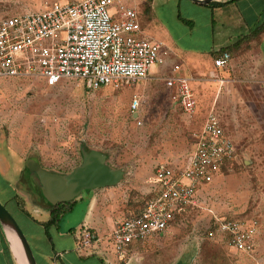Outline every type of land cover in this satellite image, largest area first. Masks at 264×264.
<instances>
[{
	"label": "rangeland",
	"instance_id": "rangeland-1",
	"mask_svg": "<svg viewBox=\"0 0 264 264\" xmlns=\"http://www.w3.org/2000/svg\"><path fill=\"white\" fill-rule=\"evenodd\" d=\"M71 1L81 0H0V19L42 13L47 3ZM146 2L140 0L141 11ZM213 8L189 0H155L153 12H141L147 20L144 37L161 43L167 64L137 85L93 92L82 81L47 87L42 79L0 80V202L22 231L25 225L13 196L27 188L26 180L18 178L12 191L6 189L2 176L7 162L28 164L35 158L44 170L67 175L82 164L84 151L105 156L106 165L122 172V178L114 186L83 190L75 199L74 212L62 222L79 221L92 204L95 226L103 235L152 198L159 185L155 175L159 165L178 168L187 164L195 135L214 111L240 150L242 164L203 185L198 191L199 206L187 209L173 228L143 244L141 254L152 264H174L179 259L178 264H264V91L244 81L221 85L209 74L198 76L204 82L195 76L199 81L192 82V88L199 108L189 117L165 87L174 65H181L186 74L189 58L210 60L200 53L223 42L226 30L217 22ZM230 33L240 35L239 31ZM135 98L142 101L136 116L131 112ZM25 174L27 180L28 176L35 179L31 197L25 198L28 208L53 207L54 193L47 195L49 188L43 189L42 178L30 170ZM216 218L256 222V252H238L220 235L211 239L208 231L215 227ZM108 248L116 254L112 244Z\"/></svg>",
	"mask_w": 264,
	"mask_h": 264
},
{
	"label": "built area",
	"instance_id": "built-area-1",
	"mask_svg": "<svg viewBox=\"0 0 264 264\" xmlns=\"http://www.w3.org/2000/svg\"><path fill=\"white\" fill-rule=\"evenodd\" d=\"M138 0H81L47 3L38 14L0 19V80L42 79L47 87L66 81H82L91 90L121 88L148 79L167 64L161 43L144 37ZM229 53L215 59L216 69L230 61ZM179 64L165 79L172 101L193 117L198 101L192 78L180 74ZM142 101L135 98V116ZM241 153L227 136L220 119L211 111L195 135L193 153L183 167L159 165V185L141 210L117 223L111 240L118 256L132 246L166 231L187 209L199 206L198 191L218 176L241 165ZM257 223L235 218H216L208 231L211 239L223 237L230 248L247 254L256 251ZM83 250H91L99 235L83 228L77 232Z\"/></svg>",
	"mask_w": 264,
	"mask_h": 264
},
{
	"label": "crops",
	"instance_id": "crops-1",
	"mask_svg": "<svg viewBox=\"0 0 264 264\" xmlns=\"http://www.w3.org/2000/svg\"><path fill=\"white\" fill-rule=\"evenodd\" d=\"M189 1L193 2L192 0ZM154 2L155 0H149V2L144 3V10L142 11L151 9L153 12ZM139 3L140 0L137 2V8L141 17L142 28H144V20L145 22L147 20L142 17ZM193 3L199 6L202 5ZM210 3L203 6L210 8L212 7ZM213 5L215 6L213 13L218 17L217 22L226 30L221 36L223 42L215 45L210 52L200 53L202 57L208 55L210 60L202 59L201 61L198 56L189 58V66H186L187 73L184 74L182 67L180 74L192 78L194 83L199 80L204 82L205 79L198 76L209 74L217 79L221 85L239 80L248 82L250 85L257 84L264 91V32L257 33V29L264 25V0H216ZM229 31H239L240 35L239 33L237 36L231 35ZM223 53H229L231 59L225 68L216 69L214 61L221 57ZM195 55H199V53ZM192 82L191 87L194 84ZM168 91L171 94V91ZM26 171H28L26 161L20 163V165L17 162H7L2 179L6 184L5 188L10 187L9 191L14 189L15 184L17 185L18 178L26 180L27 188L17 190L18 193L13 196V199L20 210L21 219L26 228L23 231L32 248L37 264H152L144 254H141V247L146 242L155 239L158 234L151 236L142 243L134 244L125 256L110 254L108 246L112 244L111 234L116 224L110 227L109 233L102 232L103 235H101L94 223L92 204H89L87 212L79 221L62 225V222L68 217L66 215L58 226L46 228L43 223L49 220L52 207L40 205L33 209L28 208L25 198L31 197L30 187L35 179L28 176L27 180ZM15 176L17 180L13 178ZM21 200L26 204L24 209L19 206ZM174 225L176 224L168 229L173 228ZM83 228L91 229L99 235L100 241L91 250H83L79 244L77 232ZM164 233L165 231L159 234ZM179 262H181V259L179 261L174 260V264ZM0 264H22L13 245L11 231L1 221Z\"/></svg>",
	"mask_w": 264,
	"mask_h": 264
},
{
	"label": "water",
	"instance_id": "water-1",
	"mask_svg": "<svg viewBox=\"0 0 264 264\" xmlns=\"http://www.w3.org/2000/svg\"><path fill=\"white\" fill-rule=\"evenodd\" d=\"M197 4L207 5L214 0H192ZM28 170L40 176L43 180L41 186L47 190V195L55 198L56 205L59 202L73 201L80 196L85 189L105 188L116 185L123 174L114 171L106 165V158L97 152H83V162L73 172L67 175H60L44 170L38 160L31 158L27 164ZM53 189V190H52ZM52 191V192H51ZM0 221L12 231L19 239L28 264H37L32 248L19 226L16 219L11 215L7 208L0 202Z\"/></svg>",
	"mask_w": 264,
	"mask_h": 264
},
{
	"label": "trees",
	"instance_id": "trees-1",
	"mask_svg": "<svg viewBox=\"0 0 264 264\" xmlns=\"http://www.w3.org/2000/svg\"><path fill=\"white\" fill-rule=\"evenodd\" d=\"M216 0L212 1L210 3V6H213L215 7L213 4L215 3ZM218 7V6H217ZM264 32V25H262L260 28L257 29V33L260 34ZM224 54V53H223ZM222 54V55H223ZM85 87L90 90V91H95V90H91L89 87H87L85 85ZM100 90V89H99ZM98 91V90H96ZM95 91V92H96ZM240 165H237L236 167H238ZM153 194V193H152ZM153 196V195H152ZM76 204H77V200H74V201H69V202H59L57 203L56 205H54L52 208H51V211H50V218L47 222H44L43 225L46 227V228H50L52 226H58L62 219L68 215L69 213L73 212V210L75 209L76 207ZM25 203L23 200H21L19 202V206L24 209L25 208ZM178 220V218H177Z\"/></svg>",
	"mask_w": 264,
	"mask_h": 264
},
{
	"label": "bare ground",
	"instance_id": "bare-ground-1",
	"mask_svg": "<svg viewBox=\"0 0 264 264\" xmlns=\"http://www.w3.org/2000/svg\"><path fill=\"white\" fill-rule=\"evenodd\" d=\"M11 235H12V242L14 245V248L16 249L18 256L20 258V261L22 264H28L27 262V258L25 256L24 250L22 248V245L19 241V239L17 238V236L11 231Z\"/></svg>",
	"mask_w": 264,
	"mask_h": 264
}]
</instances>
